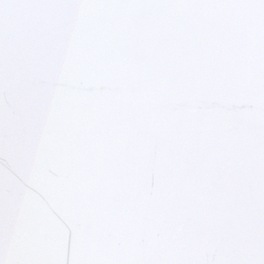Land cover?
<instances>
[{
    "label": "water",
    "instance_id": "water-1",
    "mask_svg": "<svg viewBox=\"0 0 264 264\" xmlns=\"http://www.w3.org/2000/svg\"><path fill=\"white\" fill-rule=\"evenodd\" d=\"M0 264H264V0H0Z\"/></svg>",
    "mask_w": 264,
    "mask_h": 264
}]
</instances>
